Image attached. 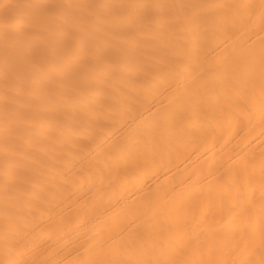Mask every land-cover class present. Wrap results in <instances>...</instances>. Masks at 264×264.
Here are the masks:
<instances>
[{"label":"bare ground","instance_id":"1","mask_svg":"<svg viewBox=\"0 0 264 264\" xmlns=\"http://www.w3.org/2000/svg\"><path fill=\"white\" fill-rule=\"evenodd\" d=\"M0 264H264V0H0Z\"/></svg>","mask_w":264,"mask_h":264}]
</instances>
